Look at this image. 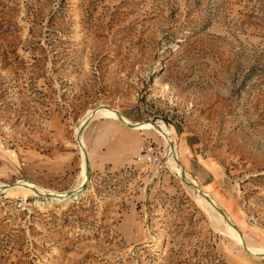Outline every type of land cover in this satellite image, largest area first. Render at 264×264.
Returning <instances> with one entry per match:
<instances>
[{
    "label": "rangeland",
    "instance_id": "1",
    "mask_svg": "<svg viewBox=\"0 0 264 264\" xmlns=\"http://www.w3.org/2000/svg\"><path fill=\"white\" fill-rule=\"evenodd\" d=\"M101 105L264 250V0H0V264H264Z\"/></svg>",
    "mask_w": 264,
    "mask_h": 264
},
{
    "label": "bare ground",
    "instance_id": "2",
    "mask_svg": "<svg viewBox=\"0 0 264 264\" xmlns=\"http://www.w3.org/2000/svg\"><path fill=\"white\" fill-rule=\"evenodd\" d=\"M108 108V109H107ZM109 109H111V108H109V107H107V106H104V105H101V106H99L98 108H96V113H95V115H94V117L93 118H95L96 117V115L97 114H99V115H101L103 118H106V119H111V120H116V121H118V116L119 117H121L120 115H118V114H115L114 112H112L111 110H109ZM94 110V109H93ZM93 110L91 111H88L86 114H85V116L81 119V121L79 122L80 124H81V126H83V125H85L87 122H88V120H90V116H91V114H92V112H93ZM113 110V109H112ZM99 112V113H98ZM92 118V119H93ZM101 118V117H100ZM123 120H124V122L126 123V124H132V126H134L132 129H130V130H133V131H147V132H152L153 133V135L155 134L156 136H158L161 140H162V143L163 144H165V148H166V161H167V165H170L169 167H171L172 168V170H173V172H175V174L179 177V179L182 181V176L184 175L185 176V179H186V181L187 182H189V183H192V184H194L195 186H196V190H194V189H192V188H190L189 186H187V184L186 183H184L191 191H193L195 194H198L199 192H202L205 196H207V197H209L210 198V200L212 201V203L215 205V206H217L216 205V202L209 196V195H207L206 193H204L200 188H199V186H198V183L195 181V180H193L192 178H190L186 173H184V169H182V167L179 165V162H178V160H177V155H176V153H175V151H174V149L172 150L171 148H170V143H174V138L172 137V134H171V130H169L163 123H159V124H154V123H151L152 125H148V124H145V123H139V122H136V123H132V122H130V121H128L127 119H125L124 117H121ZM119 122V121H118ZM120 123V122H119ZM121 124V123H120ZM122 125V124H121ZM80 126V127H81ZM124 126V125H123ZM80 127H78L77 129H76V133L78 134L77 135V139H76V141H77V143H78V146H80V149H81V151H82V155H83V157H84V154H83V149L84 148H82V147H84V143H83V141H82V137H83V133L81 134V135H79V132H80V130L82 129H80ZM126 127V126H125ZM76 128V127H75ZM80 129V130H79ZM146 132V133H147ZM74 133H75V131H74ZM75 133V134H76ZM79 142H81V145L79 144ZM77 146V147H78ZM84 167H85V165H83ZM83 173V172H82ZM83 175H85V180H86V173L84 174L83 173ZM82 175V176H83ZM83 180V179H82ZM85 182V181H84ZM84 182H82V183H84ZM81 183V184H82ZM2 188V187H1ZM7 188V190H5V191H11V190H17V189H21V191L23 190V192L26 194V192H28V193H30V194H32V193H34L35 194V192H34V190H36V191H38V192H40L41 194H43V195H45V194H47V193H45V191L43 190V189H41V188H39L37 185H35V184H33V183H30V182H27L26 180L24 181V180H19L17 183H16V185H14V186H11V187H6ZM5 188V189H6ZM79 189V187H77V188H75V189H73L74 191H77ZM27 195V194H26ZM50 195V194H49ZM52 196H56L57 198H55V199H59V200H66L65 199V197H66V194H53ZM197 196H199L198 197V202H199V204L201 203L204 207L203 208H205V210H208L210 213H211V215H212V217H214V219H216L218 222H220V223H222V225H223V228H224V231L230 236V238L231 239H233L235 242H237V243H240V244H242V240H243V238H240V236L238 235V232L234 229V228H232L230 225H228L225 221H224V219L222 218V216L220 215V214H218L215 210H214V208L202 197V196H200L199 194L198 195H196V197ZM76 197V193L71 197V198H67V200H71V199H73V198H75ZM56 202V201H55ZM218 207V206H217ZM227 216V215H226ZM228 217V216H227ZM228 219L230 220V218L228 217ZM230 222H232L231 220H230ZM233 224V223H232ZM234 225V224H233ZM247 247L246 248H248L247 250L250 252V253H252V254H254V255H264V250L263 249H260V248H258V247H253V246H250V245H248V244H245ZM254 252V253H253ZM256 253V254H255Z\"/></svg>",
    "mask_w": 264,
    "mask_h": 264
},
{
    "label": "water",
    "instance_id": "3",
    "mask_svg": "<svg viewBox=\"0 0 264 264\" xmlns=\"http://www.w3.org/2000/svg\"><path fill=\"white\" fill-rule=\"evenodd\" d=\"M95 113H96V108L93 110V112H92V114H91V116H90V120L94 117ZM88 121H89V120H88ZM118 121H119L122 125L126 126V127L129 128V129H132V128L134 127V126H132V124H126V123L124 122V120H123L121 117H119V116H118ZM86 124H87V123H86ZM86 124H85V125L82 127V129L80 130L79 135H81V134L83 133ZM79 144L81 145V142H79ZM170 148L173 150V144H172V143H170ZM83 154H84V162H85V167H86V182H87L88 179H89V169H88V158H87V154H86V150H85V149H83ZM86 182H85V183H86ZM182 182L186 183L187 186H189L190 188L196 190V186H195L194 184H192V183L187 182L186 179H185V176H184V175L182 176ZM85 183L82 184V186H81L77 191L72 190V191L67 192L65 199H67V198H71L75 193H80V192H82ZM14 185H16V183H14L12 186H14ZM34 192H35L36 194H38V195H42L40 192H38V191H36V190H34ZM198 194H199L200 196H202V197H203V198H204V199H205V200H206V201H207V202H208V203L214 208V210H215L218 214H220V215L222 216V218L224 219V221H225L228 225H230L232 228H234V229L238 232V234H240V233H239V230L236 228V226H234V225L230 222V220L228 219V217L226 216V214L224 213V211H223L222 209H220V208H218L217 206H215V205L212 203V201L210 200V198L207 197V196H205L202 192H199ZM44 196H46V197H48V198H57L56 196H52V195H49V194H45ZM240 238H241V236H240ZM242 248H243V250H244L248 255H250V256H255V257H259V256H261V255H254V254L250 253V252L247 250V248H246V246H245V243H244L243 241H242Z\"/></svg>",
    "mask_w": 264,
    "mask_h": 264
}]
</instances>
